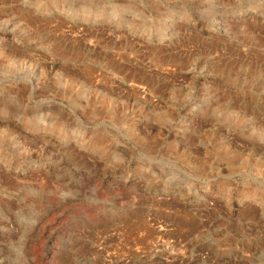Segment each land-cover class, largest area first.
I'll use <instances>...</instances> for the list:
<instances>
[{
    "label": "rangeland",
    "instance_id": "obj_1",
    "mask_svg": "<svg viewBox=\"0 0 264 264\" xmlns=\"http://www.w3.org/2000/svg\"><path fill=\"white\" fill-rule=\"evenodd\" d=\"M0 264H264V0H0Z\"/></svg>",
    "mask_w": 264,
    "mask_h": 264
}]
</instances>
